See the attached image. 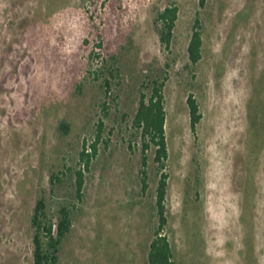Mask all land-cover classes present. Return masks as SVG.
<instances>
[{
  "label": "rangeland",
  "instance_id": "rangeland-1",
  "mask_svg": "<svg viewBox=\"0 0 264 264\" xmlns=\"http://www.w3.org/2000/svg\"><path fill=\"white\" fill-rule=\"evenodd\" d=\"M172 2L164 49L154 18ZM196 18L202 58L192 65ZM159 76L161 233L176 264H264V0H0V264H33L40 197L54 222L61 206L72 212L58 264H147L160 172L151 149L144 188L131 123L142 83ZM97 140L79 197V154Z\"/></svg>",
  "mask_w": 264,
  "mask_h": 264
},
{
  "label": "trees",
  "instance_id": "trees-1",
  "mask_svg": "<svg viewBox=\"0 0 264 264\" xmlns=\"http://www.w3.org/2000/svg\"><path fill=\"white\" fill-rule=\"evenodd\" d=\"M116 1V0H108ZM118 1V0H117ZM206 0H200V6L203 7ZM179 8L172 2L156 12L154 24L159 36V41L164 49H169L172 43L173 31L178 19ZM202 33L201 24L196 18L192 35L188 44V58L192 65L197 64L202 58ZM101 47V43L97 48ZM99 56V55H97ZM113 76V72H108ZM166 78L156 77L147 79L139 90V104L133 116L131 126L134 130V136L139 139L141 144V182L144 188L147 186V165L148 152L154 149V162L158 164L160 178L157 185V214L158 229L150 242L147 264H176L173 245L168 237L161 233L167 224V218L164 213V200L167 188L168 174L163 170L168 159V149L166 141L165 123V98L163 87ZM106 88L109 89V80L105 78ZM150 89V95L146 90ZM186 104L189 111L190 127L195 131L196 126L202 119L200 107L193 94L186 98ZM64 126H66L64 124ZM98 140L93 142L88 148L84 143L79 154V164L82 168L76 171V192L79 197L82 195L85 181V172L89 170L91 161L97 155ZM131 147V146H130ZM58 177L51 175L50 182ZM31 227L33 229V264H58L59 254L63 241L71 231L72 212L67 206H61L56 215V222L47 210V204L43 197L37 199L33 214L31 216Z\"/></svg>",
  "mask_w": 264,
  "mask_h": 264
}]
</instances>
